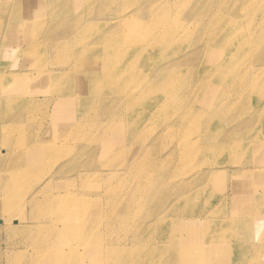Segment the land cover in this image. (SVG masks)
<instances>
[{"label":"bare ground","instance_id":"obj_1","mask_svg":"<svg viewBox=\"0 0 264 264\" xmlns=\"http://www.w3.org/2000/svg\"><path fill=\"white\" fill-rule=\"evenodd\" d=\"M105 1L0 0V46L8 54L14 50L12 45L25 44L22 53L27 58L35 56L37 67L36 73L34 66L31 71L20 69L17 63L12 64V70L0 67V83H12L11 91H0V112H5V107L20 108L27 117V123L20 125L22 115L11 121L0 114L1 142L13 150V156L27 155V136L34 134L37 144L39 140L40 147L49 150L45 170L54 169L33 172L30 167L19 170L17 160L8 164L3 174L9 177L10 189L0 184V207L6 212L2 213L3 227L9 233L30 230L23 244L34 252L32 264H41L40 259L50 249L60 264H190L192 260L201 264L202 259L203 264H263L264 0H252L243 14L238 7L244 0H198L193 10L179 18L164 9L169 0H126L119 17L98 25L83 27L84 16L73 22L57 20L65 6L86 9L96 3L100 10ZM48 12L50 17H44ZM96 32L98 36L93 37ZM197 35L202 36L198 41L200 36L194 39ZM69 36L75 41L61 43ZM37 46L44 50L35 53ZM50 56L57 64L42 71L38 63L49 61ZM236 78L241 90L235 88ZM19 79H23L22 86ZM32 82L36 95L32 101L7 96L29 89ZM237 90L239 94L231 98L230 93ZM67 100L75 101L74 113H66ZM247 103L244 120L249 121L244 127L235 125V129L223 132V126L230 122L224 116ZM54 105L61 121L49 126ZM205 127L211 132L205 152L187 142L179 145L180 140L160 156V140L171 141L170 137L182 129L187 134L192 131L191 137ZM217 134H222L221 139L213 141ZM243 135L252 136L251 142L242 144L244 153L251 150L253 141L257 143L251 166H246L245 155L239 159L240 154H222L226 149L239 152L230 144ZM93 143L96 145L89 146ZM212 144L218 145L215 148ZM3 165L0 158V178ZM192 171L198 180L188 179ZM230 171L238 182L243 180L240 173L255 181L254 189L240 187L241 191L229 195L232 201L242 203L232 211V218L221 213L225 209H217L224 216L220 221L214 219L217 215L211 211L210 200L205 214L197 212L194 204L204 198L207 187L217 183L223 188ZM178 191L184 193L182 202ZM28 194L33 208L39 204L41 215L34 226L26 222L16 226L9 211L15 208L21 212ZM93 203L104 204V211L91 223L84 222ZM54 205L58 206L54 209L58 222L49 229ZM182 205L179 216L194 220L196 234L198 225H203V235L196 237L191 247L171 249V242L164 244L162 240L170 235L166 218L177 216ZM73 212L78 215L76 223L63 224ZM246 215L253 234L233 238L232 225L235 229L237 219ZM180 225L175 222L172 230ZM218 227L225 232L224 237L216 234ZM180 233L171 234L169 240L181 239ZM94 252L95 258L90 259Z\"/></svg>","mask_w":264,"mask_h":264},{"label":"rangeland","instance_id":"obj_2","mask_svg":"<svg viewBox=\"0 0 264 264\" xmlns=\"http://www.w3.org/2000/svg\"><path fill=\"white\" fill-rule=\"evenodd\" d=\"M163 1L165 3L168 0H163ZM169 1L170 2H168L166 4L164 9L167 10V11L172 12L175 17L178 16V18H179V17H181L183 15H186L190 10H193V8H192L193 4L195 6V4L197 3L198 0H169ZM213 1L214 2H218V0H213ZM251 1L252 0H248V1L244 0L245 3L242 4V5H239L238 11L241 14H243L245 8L247 7V5ZM111 2H112V0H106L100 10H99V5H97L95 7L96 3L88 6L86 9H83V7L81 8V7H78V6L76 8H74V9H71L70 6H65L63 11H62V13L59 14V18L60 19H57V20H59L61 22H73L77 18H80V16H84L83 27L87 28V25L90 26V23H93L94 25H98L99 22H103L105 20H111V19L119 17L120 13H122L124 11V8H125L124 5H125L126 0H118L115 3H111ZM44 17L49 18L50 17L49 12L45 13ZM95 18H97V19L95 21H93L92 19H95ZM98 18H101V20H98ZM140 18H142V17H140ZM36 21L37 20H35V22H34V24L32 26L35 25ZM94 25L91 27V29L94 27ZM32 26H30L31 29H32ZM99 28H100V26H99ZM41 30H42V28H41ZM33 31H34V33H37L40 30H38V31L37 30H33ZM30 32H32V30H30ZM98 34L99 33L96 32L93 35V37H97ZM199 36L200 35L195 36L194 39L198 38ZM189 37H192V35H189ZM201 37L202 36H200L197 39V41ZM66 40H68V41L69 40L70 41L74 40L75 41V39L73 37L69 36V37L64 38L61 41V43L66 41ZM12 47H13L14 50L12 52H8V54H7L6 51H5L6 49L5 48L2 49V47L0 46V48H1L0 52L3 51L2 52L3 54L0 53V67L1 68L5 67V69L7 68V70H12L13 69L12 64L17 63V66L19 65L20 69H29V70L31 69V71H32V68L34 66L35 56H31V58H27L26 54L22 53L21 49L26 47V45L25 44L24 45L23 44H20V45L14 44V45H12ZM42 48H43V46H37V47H35L34 52L35 53H40V52H42L44 50ZM17 49L19 51H17ZM237 49H238V47L236 48V50ZM176 51H177V48L173 49L171 52L174 54V53H176ZM50 52L51 51H48L49 54H50ZM36 57H37V55H36ZM50 58H51L50 59L51 61L50 60L47 61L48 63L45 62V61H40L38 63V64H40L39 68L41 67L42 71H43V69H47V68L52 67L51 64H53V63L57 64V63H55V62H57V60H55V58H52L51 56H50ZM201 61H202V58L200 57L199 62H201ZM46 64L48 65V67L45 68V66H47ZM256 65H258V63H256ZM7 66H10V67H7ZM191 66H193V65L191 64ZM36 69H37V67L34 66V69H33L34 73H36V71H35ZM37 73H38V71H37ZM19 74L22 75L23 73H19ZM195 76H197V74ZM236 79H237V82L234 81L236 83L235 88L241 90L242 86L239 85L238 78H236ZM14 80L15 79H12L10 81L13 82ZM6 81H3V82H6ZM73 83H75V81ZM18 84H19V86H22L23 85V79H19L18 80ZM11 85H12L11 82L5 83L4 85H2L0 83V91H2V90H8L9 91L10 88H11ZM34 85H35V83L32 82V86H29V89H27V90H19L18 92H11V93H6V94H8L7 96H11V97H15V98L20 97L19 99H23L24 101H32L34 96H36L35 94L32 93V88L34 87ZM43 86L46 88L45 91L47 92L48 91L47 84H44ZM232 93H230L231 98H235L239 94L238 90H237V92H232ZM37 95L38 96H42V93L41 94L39 93ZM53 97H55V96H53ZM39 99H41V97ZM229 100H233V99H229ZM73 103H75V101L71 100V103H69V101L67 100V102L65 104V107H67L68 104H70L71 107L69 109H68V107L70 105L67 107V110H66L67 112L66 113H74L76 111V106ZM247 106H248V103L245 106H243V107H241V106L240 107H235L232 112H229V113H227L224 116V119L226 121H228V122L230 121V122L223 126V129L226 130V131L224 130L223 132H229L230 130L235 129L236 128L235 125H239V127H244V123L246 124L249 121V120H244L245 114H246V110H247ZM72 107H73V109H72ZM50 110H52V114L49 117V119H50L49 126H52V123L60 122L61 120L59 119L60 116L58 114L60 112H58V109H57L56 105H54ZM4 111L5 112H0V114L7 115L9 120L12 121L14 116L22 115L23 116V121L20 123V125H23L24 123H27V117L25 115V112L22 111L20 108L9 109L8 107H5ZM262 117L264 118V113H263ZM13 126H17V125H13ZM41 133H42V131H41ZM41 133H40V135H41ZM190 133L187 134L182 129L177 136H173L172 135V137H170L171 141L168 140V142H167V141H164V140H160L158 142V144H159V146H163L162 147L163 149L161 148L162 150L160 151V156L162 157L163 155L168 153L170 148L173 147L172 145L174 144L176 146V144L180 140H181V143L179 145H182L185 142H187L188 145H192L195 148H201L203 150V152H205V150L207 148V145H208V142L210 141L208 139L210 134H211V132L209 131V127L203 128L202 131L199 134L191 136V137H189ZM48 134L49 133H47L44 137L47 138ZM221 135L220 134L215 135L214 138H213V141H217L218 139L220 140L221 139ZM33 136H34V134L33 135H29L28 134L27 139H26V143L28 145V150H27L28 154L27 155L26 154H21V155H17V156H13V153H12L13 150L10 149L4 143L1 142L2 136H0V158L1 159L3 158V161H4V165H3L4 167H3L2 171H1L0 184H6V188L10 189V184H9V180H8L9 177L6 174H3V173L5 172L8 164H13L15 160L18 161L17 165L19 166V170L20 169H25V167H30L33 172H38V171H40V172H42V171L51 172V171L54 170L53 168L49 169V170H45L44 163H45V160L48 161V159L50 157V155H49V157H47L48 154H49V150L46 149V148H41L40 147V143L41 142L38 140V144H37V141L34 139ZM92 137H94V135L90 136V138H92ZM97 138H99V136H97ZM173 139H174V141H173ZM244 139H245V141H242ZM251 141H252V136H246L245 137L243 135V137H240L238 139V141H234V142L232 141V143L230 144L231 146H232V144L236 145V147H237L239 152H229V149H226L222 154H224V155H233V156L236 155V154H240V158L239 159H243V156L245 155L246 158H244V160H248L247 161L248 164L246 166H251V165H253L252 164L253 160L250 159V158H251V156H253L256 153V150H254V148L256 147L257 143L253 141L251 150L249 152L244 153V150L242 148V144H245V143H248V142H251ZM44 142L45 143H49L46 140H44ZM218 144H216V146H214L212 144V146H214L216 148ZM91 145H96V143L90 144L89 146H91ZM5 150H6V153L8 152V154L6 156H5ZM191 151H192L193 155L197 156V158H198V154L195 153V150L191 149ZM103 152H104V150H103ZM176 154L178 155V153H176ZM8 155H10V156L7 157ZM256 155H257V153H256ZM210 158L213 161L215 160L213 157H210ZM227 160H230V161L234 162L235 158L234 157H231V158L228 157ZM123 161H124V159H121L120 162H119V160H117V162H119L118 164H120V165L122 164ZM243 168L245 169L246 167H243ZM203 170H206V169L203 168ZM235 170L236 169H233V171H235ZM250 170L251 169L248 168V171H250ZM248 171H246V172H248ZM253 171L255 172V170H253ZM230 172H228L229 173L228 174V178H227V175H226V178H224V180H223V184H222L223 188L219 187V185H217V183L214 185V187H207V194L204 196V198L200 199L197 203L194 204V208L197 210V212H201L202 214H205L206 213V209L211 207L210 202H209V200H210L211 204H212L211 211L215 212L216 215H217L216 217H214V219L220 221V218L222 216H224V215L227 218L228 217L232 218L231 217V216H233L232 215V211L235 210L238 207V205H240L242 203L241 202H237L235 200L232 201V198H229V195L231 196V194L233 193V196H234L235 193L241 191L242 189L243 190L249 189V188L250 189L251 188L254 189L253 186L255 184V181H254V179H252V177H246L245 176L246 173H240L241 174V178H243V180L241 182H238L239 181L238 177L234 176L233 172H231V173ZM195 173H196L195 171L190 172L188 174V179L191 180L192 178H194L195 180H198L199 176L196 175ZM203 173H204L205 176H207L206 175V171H203ZM261 174L264 175V173H261ZM248 176H249V173H248ZM48 178H46L45 180L48 181L47 180ZM230 184H231V186H230ZM261 184L263 185V187L260 188L261 189L260 191L264 195V182H262ZM242 185H243V187H242ZM14 186H15V183H14ZM199 188H201V187H199ZM73 192L76 193V189ZM213 194H214V198L210 199L211 195H213ZM183 195H184L183 192L178 191L179 202H182L181 199H182ZM29 196H30V194L25 196V199L23 201H27V203H25V206L21 210V212H18L19 209H16V211H15V208L14 209L11 208V210L9 211V213L12 212L14 214V217H13L14 218L13 219L14 222L13 223L16 226H18L22 222H26L25 225L34 226L35 222H37L36 217H38V215H41V212L38 213L39 204H37L35 206V208H33V206H34V205L32 206L33 202H31L32 196L31 197H29ZM26 197H29V198H26ZM0 203H1V201H0ZM166 203H167V201L165 200V203H164V206H163L162 210L165 209ZM53 207H54L53 208V215L48 218V219L51 220L50 225H47L48 226L47 228H49V229H50V226H52L54 221L58 222V220H57L58 214L56 213V211H54V209L55 210L58 209V206L54 205ZM183 208H184V205H182L179 208V210L176 212L177 216L174 214L173 216L169 215L168 219L166 218V222L167 223H166L165 226H169L170 227V235L169 236H171V234L176 233V232L181 230V233H180L181 239L180 238H176L174 240L173 239L169 240V236L164 238V239H162L164 244H166L167 242H171V244L173 245V248H171V249L176 248V249H181L182 250V249H184L186 247L187 248L191 247L193 245V242H194L195 238L198 237V238L201 239V237L203 235V225H198V228L200 229V231H199L198 234H196L195 233V229H194V225L192 224L194 220L186 219V218H183V217L179 216V211L181 209H183ZM191 208L192 207H190V209ZM217 209H220V210L221 209H225L224 212H221L224 215H219L218 212H217ZM172 210H174V209H172ZM103 211H104V204L93 203V205H90V207L88 209V212H87V214L85 216L84 222L91 223L99 215H101L103 213ZM152 211L156 212L155 208H153ZM147 212H148V209L144 207V215H146ZM2 213L4 215L6 214V212L2 211V208L0 207V222H1V218H2ZM77 217H78V215H76V213H74V212L70 213V214H68V217L64 220L63 224L72 225V224L76 223V218ZM141 221H144V219H141ZM177 221H179L180 224H181L180 228L175 230V231H173L172 227L175 224V222H177ZM249 221H251V220H250V217L247 216V215L243 216V217H239L237 219V221H236L235 229H234L235 225H232V227H231V230L233 228V230H232L233 231V236L232 237L238 239V236L244 237L246 234L249 235L250 234V230H251V228L248 226L249 223H250ZM228 222H226V223H228ZM90 225L91 224H88V229L90 228ZM29 231H24L22 233H9L3 227L2 222L0 223V264H32V257H33V253L34 252L32 251L30 246H28L27 244H23V242L24 243L27 242V236L29 234ZM220 231H221V234H220ZM216 234L218 236H220V237H224L225 236V232H223V230L220 227L217 228ZM252 234L253 233H251L250 235H252ZM85 236H86V234H85ZM49 239H51V238H49ZM51 251H52V249H50V251L47 252L40 259L41 264H60V262L58 260H56L55 255H52ZM94 258H95V252H94V256L92 258H90V259H94ZM194 260H196L195 257H194ZM260 260H261V263L264 264V253L260 255ZM204 261H205V259H202L201 260V264H203ZM233 261L235 263L236 262V258L233 259ZM84 263H85V261L82 264H84ZM190 264H193V260L190 261Z\"/></svg>","mask_w":264,"mask_h":264},{"label":"water","instance_id":"obj_3","mask_svg":"<svg viewBox=\"0 0 264 264\" xmlns=\"http://www.w3.org/2000/svg\"><path fill=\"white\" fill-rule=\"evenodd\" d=\"M1 223V222H0Z\"/></svg>","mask_w":264,"mask_h":264}]
</instances>
